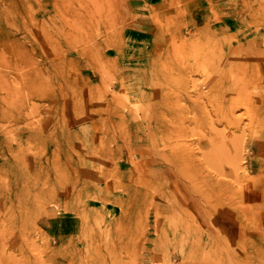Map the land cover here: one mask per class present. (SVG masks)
<instances>
[{"label": "rangeland", "instance_id": "rangeland-1", "mask_svg": "<svg viewBox=\"0 0 264 264\" xmlns=\"http://www.w3.org/2000/svg\"><path fill=\"white\" fill-rule=\"evenodd\" d=\"M0 75V264H264V0H0Z\"/></svg>", "mask_w": 264, "mask_h": 264}, {"label": "bare ground", "instance_id": "bare-ground-1", "mask_svg": "<svg viewBox=\"0 0 264 264\" xmlns=\"http://www.w3.org/2000/svg\"><path fill=\"white\" fill-rule=\"evenodd\" d=\"M87 12H88V10H87ZM86 16V15H85ZM85 22H86V20H85ZM89 40V39H88ZM93 42V41H92ZM199 42H201V41H199ZM172 43V42H171ZM170 43V44H171ZM95 44V43H94ZM176 44V43H175ZM195 44H197V43H195ZM199 45V44H198ZM205 45V44H204ZM196 46V45H195ZM175 47V46H174ZM206 47V46H205ZM204 47V48H205ZM217 46H215V48H216ZM159 47H158V45H156V46H154V48H152L151 49V51H150V53L151 54H156V53H158L159 52V50L160 49H158ZM199 48V47H198ZM201 48V47H200ZM200 48H199V50H200ZM211 48V47H210ZM174 49V48H173ZM176 49H177V47H176ZM175 49V50H176ZM180 49V48H179ZM209 49V48H208ZM196 50H198L197 48H196ZM203 50V49H202ZM177 51H179V52H176V51H173L172 53H174L175 52V54L177 55V54H180L181 53V51L180 50H177ZM207 51V50H206ZM210 51L211 50H209V53H210ZM183 52V51H182ZM198 52V51H197ZM223 52V51H222ZM203 53V52H202ZM175 54H173V55H175ZM195 52H194V56H195ZM197 54H199V55H202V54H200V51H199V53H197ZM211 54H213V53H211ZM219 54V53H218ZM220 54H221V52H220ZM204 55V54H203ZM216 54H214V56H215ZM181 57H183V55L181 54L180 55ZM179 56V57H180ZM194 56H192L193 58H194ZM197 56V58L199 59L200 57H198V55H196ZM213 56V57H214ZM222 56V55H221ZM171 57V56H170ZM189 57V56H188ZM252 57V56H251ZM174 58H176L177 59V57L176 56H174ZM192 58V59H193ZM196 58V57H195ZM215 58H217V56L215 57ZM224 58V57H223ZM247 58V57H246ZM156 59V58H155ZM181 59H183V58H181ZM188 59H191V58H188ZM210 59V58H209ZM225 59H226V57H225ZM245 59V58H244ZM257 59V58H256ZM156 60H158V59H156ZM184 60V59H183ZM205 60V59H204ZM208 60V59H207ZM206 60V61H207ZM218 60H221V59H219L218 58ZM255 60V59H254ZM206 61H204V62H206ZM212 61V60H211ZM210 61V62H211ZM222 61H224V60H222ZM228 61V60H227ZM181 62V61H180ZM209 62V61H208ZM220 62V61H219ZM237 62V61H236ZM248 62V61H247ZM256 62H258V61H256ZM183 63V62H182ZM195 63V62H194ZM207 63V62H206ZM213 63H215L214 61H213ZM225 63H226V60H225ZM259 63V62H258ZM261 63V62H260ZM192 64V63H191ZM203 64V63H202ZM202 64H201V66H202ZM211 64V63H210ZM246 64H249V63H246ZM255 64V63H254ZM198 65V64H197ZM231 66L233 65L232 64V62H231V64H230ZM243 65H245V62H244V64H242V66ZM253 65V64H252ZM256 65V64H255ZM258 65V64H257ZM256 65V66H257ZM182 66V65H181ZM205 66H206V64H205ZM210 66V65H209ZM221 66V65H220ZM255 66V67H256ZM164 67H166V66H164ZM200 67V66H199ZM204 67V66H203ZM239 67V66H238ZM252 67H254V66H252ZM254 67V68H255ZM261 67V66H260ZM102 68H105L104 66L102 67ZM148 68H150V67H147V69ZM154 68V67H153ZM172 68V67H171ZM198 68V67H197ZM201 68V67H200ZM205 68V67H204ZM203 68V69H204ZM208 68V67H207ZM213 68L214 67H212V71H213ZM235 68V67H234ZM202 69V68H201ZM223 69H225V68H223ZM244 69V68H243ZM251 69V68H250ZM259 69H261V68H259ZM167 70V69H166ZM192 70V69H191ZM205 70H207V69H205ZM204 70V71H205ZM211 70V69H210ZM221 70H222V68H221ZM220 70V71H221ZM236 70V69H235ZM154 71V70H153ZM168 71V70H167ZM195 71V70H194ZM217 71V70H216ZM224 72H225V70H223ZM222 71V72H223ZM234 71V70H233ZM237 71H238V69H237ZM246 71V70H245ZM143 72V71H142ZM175 72V71H174ZM207 72H208V70H207ZM210 72V71H209ZM208 72V73H209ZM215 72V71H214ZM236 72V71H235ZM258 72V71H257ZM155 73V72H154ZM177 73V72H176ZM238 73V72H237ZM249 73V72H248ZM178 74V73H177ZM196 74V73H195ZM197 74H198V72H197ZM206 74V73H205ZM221 74V73H220ZM219 74V75H220ZM191 75V74H190ZM193 75V74H192ZM210 75V74H209ZM1 77H2V75H0ZM168 76H170V75H168ZM168 76H165L166 78L168 77ZM173 76V75H172ZM164 77V78H165ZM171 77V76H170ZM169 77V78H170ZM176 77V76H175ZM220 77V76H219ZM263 76H261L260 78H262ZM160 78V77H159ZM173 78H174V76H173ZM154 79V78H153ZM171 79V78H170ZM182 79V78H181ZM206 79V78H205ZM205 79H203V80H205ZM224 79V78H223ZM165 80V79H164ZM168 80V79H167ZM183 80V79H182ZM194 81H195V79H193ZM201 80V79H200ZM199 80V81H200ZM0 81H2V80H0ZM3 81H5L4 79H3ZM2 81V82H3ZM120 81V80H119ZM194 81H193V89L192 90H195L194 89V84L195 83H198V82H195L194 83ZM156 82V81H155ZM160 82V81H159ZM164 82V81H163ZM177 82H181V81H177ZM215 82L218 84L219 82H221V79L220 78H217V80L216 81H214L213 83H211V85H210V87L209 88H207L208 90L209 89H215ZM228 82V81H227ZM3 83H5V82H3ZM121 83V82H120ZM173 83V82H172ZM182 83H184V82H182ZM222 83V82H221ZM6 84V83H5ZM162 84V83H161ZM181 84V83H180ZM199 84V83H198ZM202 83H200V85H201ZM225 84V83H224ZM4 85V84H3ZM153 85H155L154 83H153ZM153 85H152V87H153ZM171 85V84H170ZM231 85V84H230ZM162 86H163V84H162ZM167 86V85H166ZM197 86V85H196ZM2 87H4V86H2ZM151 87V88H152ZM175 87V86H174ZM177 87H179V86H176V88ZM181 87V86H180ZM198 88H199V86H197ZM196 87V89H198ZM231 87V86H230ZM202 88H204L203 86H202ZM202 88H201V91H203L202 90ZM0 89H2V88H0ZM236 89V88H235ZM240 89V88H239ZM262 89V88H261ZM164 90V89H163ZM217 90V89H216ZM227 90V89H226ZM225 90V91H226ZM241 90V89H240ZM1 91V90H0ZM173 91V90H172ZM199 91V90H198ZM207 91V90H206ZM215 91V90H214ZM233 91V90H232ZM196 92V91H195ZM234 92V91H233ZM250 92V91H249ZM202 93H204V91L202 92ZM206 93V92H205ZM0 94H1V92H0ZM153 94V93H152ZM214 94H215V92H214ZM243 94V93H242ZM263 94V93H262ZM158 99L160 100V102H161V107L162 108H164L162 111H160V110H158L159 112H157V111H155V114H156V117L154 118L155 119V122H156V126H155V129L157 130V131H159L160 133H161V136H160V142L162 143V144H164V148H161L159 151H161V150H169V153H170V155L171 156H173L175 159L177 158V157H180V158H182V159H184L182 156H184L185 154H186V151H188V153H193V152H189V146H190V142H188V144L186 143V141H188L187 139H188V137L190 136V133H192V132H190V129H189V127L188 126H186V121H185V119H184V117L185 116H183L182 114V112L184 111H186V107L189 109L190 107H194V106H196V105H198L196 102H192V101H190L188 104L186 103V101H185V106L183 107V105L182 106H180V104H179V102H183V101H175L174 102V100L170 97V94L169 93H166V92H163L162 90H161V92H159L158 94ZM189 95V94H188ZM198 95V94H197ZM197 95H196V97H197ZM208 94H205L204 96H202L201 95V92L199 93V95L198 96H200L201 98L202 97H206ZM5 96V95H4ZM3 96V97H4ZM146 96V95H145ZM209 96V95H208ZM154 97V96H153ZM188 97V96H187ZM199 97V98H200ZM259 97V96H258ZM10 98V97H9ZM151 98H152V96H151ZM198 98V99H199ZM208 98V97H207ZM249 98V97H248ZM3 98L1 97V100H2ZM146 99H148V98H146ZM145 99V100H146ZM228 99V98H227ZM231 98H229V100H230ZM5 100H6V98H5ZM4 99L2 100V101H5ZM192 100V99H191ZM209 100V98L207 99V101ZM189 101V100H188ZM194 101V100H193ZM225 101V100H224ZM223 101V102H224ZM259 101V100H258ZM230 102V101H229ZM5 103H7V101L5 102ZM184 103V102H183ZM204 103V102H203ZM202 103V104H203ZM233 104H234V102H232ZM237 103V102H236ZM245 103H246V105H249V106H255L256 107V109H258V111H263L264 110V97H263V104H262V106H263V108L261 109V110H259V108H257V106L255 105V103H257L256 102V100L255 99H253V98H249V99H246L245 100ZM4 104V103H3ZM159 104V103H158ZM229 104V103H228ZM227 104V105H228ZM258 104V103H257ZM203 105H205V103L203 104ZM260 105V104H259ZM150 106V105H149ZM235 106V105H234ZM243 106V105H242ZM147 107V106H146ZM151 107V106H150ZM233 107V106H232ZM148 108V107H147ZM195 108V107H194ZM0 110H4V108L3 109H0ZM6 111H8L7 109H6ZM188 111V110H187ZM1 112V111H0ZM5 112V111H4ZM9 112H7L6 114H8ZM224 113V112H223ZM227 113V112H226ZM5 114V115H6ZM150 112H148V114H147V119L148 120H150ZM161 114L164 116V119L163 120H161ZM4 115V114H3ZM221 115H222V112H221ZM224 116V115H223ZM7 117V116H6ZM152 118V117H151ZM187 118V117H186ZM2 119H3V117H2ZM180 119H183L182 121H180L179 122V120ZM261 119H264V112L263 113H261ZM152 120V119H151ZM150 120V121H151ZM174 120H177L179 123H178V125H174L175 123H173L174 122ZM186 120H188V119H186ZM240 121V120H239ZM188 123L190 122V120L189 121H187ZM154 124V123H153ZM189 124H191V123H189ZM150 125V124H149ZM188 125V124H187ZM10 126V125H9ZM153 128H151L150 126H149V133H148V137H147V143H150L151 142V139L153 138V136H156L155 135V131L154 130H152ZM10 130V129H9ZM12 130V129H11ZM13 130H14V128H13ZM192 130V129H191ZM212 131V130H211ZM7 132V131H6ZM13 132V131H12ZM11 132V133H12ZM190 132V133H189ZM8 133H9V131H8ZM204 134H199L198 135V137H199V140L201 139L202 141H203V139H207L208 141H210L211 143L212 142H214V144H216V145H218V146H220L219 144L222 142L221 140H223V138H221L220 136H217V134L218 133H216V134H214V135H212L211 133H205V132H203ZM213 133V132H212ZM215 133V132H214ZM192 134H195V135H197V133H196V131L195 130H193V133ZM153 135V136H152ZM222 135V134H221ZM221 139V140H219V139ZM197 139V138H196ZM197 143V142H196ZM203 143V142H202ZM192 144V143H191ZM157 145H159V142H157ZM152 146H153V144H152ZM215 146V145H214ZM191 147H192V145H191ZM190 147V148H191ZM217 147V146H216ZM150 144H149V147H147V152L148 153H150ZM182 148L183 149H185V150H182ZM186 149H188V150H186ZM158 151V152H159ZM190 151H192V148L190 149ZM158 152H157V154H158ZM164 153V152H163ZM185 153V154H184ZM160 154H161V152H160ZM191 155H194V153L193 154H191ZM147 156H150V154H147ZM159 156V155H158ZM165 156V155H164ZM187 156H189V155H187ZM167 157V156H166ZM185 157V156H184ZM189 157H191V156H189ZM188 157V158H189ZM186 158V159H184V161H183V164H184V162H190V159L191 158ZM194 158V157H193ZM167 159V158H166ZM165 159V160H166ZM169 159V158H168ZM178 159V158H177ZM181 159V160H182ZM187 159L189 160V161H187ZM180 160V159H179ZM186 160V161H185ZM192 161H193V159H191ZM169 161V160H168ZM175 161V160H174ZM169 163V162H168ZM171 163H173L172 161H171ZM190 164V166H191V162L189 163ZM189 164H187V166L189 165ZM177 165V164H176ZM179 165H180V163H179ZM186 165V164H185ZM146 166H147V164H146ZM183 166V165H182ZM180 167V166H179ZM189 167V166H188ZM176 169V168H175ZM182 169H185L184 167L182 168ZM181 169V170H182ZM191 171V170H190ZM182 172V171H181ZM183 174H185V173H183ZM186 176V175H185ZM28 203V202H27ZM1 244V243H0Z\"/></svg>", "mask_w": 264, "mask_h": 264}]
</instances>
